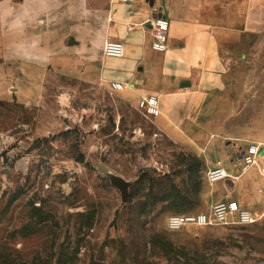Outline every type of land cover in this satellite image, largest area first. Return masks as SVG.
Returning a JSON list of instances; mask_svg holds the SVG:
<instances>
[{
	"label": "rangeland",
	"instance_id": "obj_1",
	"mask_svg": "<svg viewBox=\"0 0 264 264\" xmlns=\"http://www.w3.org/2000/svg\"><path fill=\"white\" fill-rule=\"evenodd\" d=\"M48 84L29 107L0 102V133L9 136L0 151V264H264V214L252 224L167 225L235 198L239 185L211 184L206 172L220 161L241 173L247 149L224 131L251 133L244 114L210 118L206 104L192 111L183 101L154 118L106 85ZM251 191L253 211L264 210L261 185Z\"/></svg>",
	"mask_w": 264,
	"mask_h": 264
},
{
	"label": "crops",
	"instance_id": "obj_2",
	"mask_svg": "<svg viewBox=\"0 0 264 264\" xmlns=\"http://www.w3.org/2000/svg\"><path fill=\"white\" fill-rule=\"evenodd\" d=\"M159 12L170 23L164 52L153 49L154 31L147 24ZM53 15L55 20L34 24L26 33L39 34L42 46L55 52L48 64L8 60V40L0 34V102L34 105L55 77L111 89L116 82L123 88L114 90L130 103L157 97L160 116L172 115L183 101L192 111L206 104L210 118L220 110L244 114L248 129L253 125L251 133L222 131L244 149L264 143V132L259 131L264 128V0H87L84 15L79 10L67 15L64 9ZM107 38L123 43L122 57L103 54ZM152 53L163 57L150 62ZM8 141L9 136L0 133V151ZM260 161L264 166V156ZM216 164L209 163V168ZM253 169L251 178L243 180ZM228 171L238 177L231 179L234 188H241L235 198L229 197L233 193L223 201H236L257 217L264 214L253 211L256 197L251 191L260 184L259 198L264 196V167L245 174Z\"/></svg>",
	"mask_w": 264,
	"mask_h": 264
},
{
	"label": "built area",
	"instance_id": "obj_3",
	"mask_svg": "<svg viewBox=\"0 0 264 264\" xmlns=\"http://www.w3.org/2000/svg\"><path fill=\"white\" fill-rule=\"evenodd\" d=\"M124 2L132 0H121ZM154 31V41L152 47L155 51L164 52L168 46V31L170 23L163 12L157 13L148 23ZM103 54L107 57L118 58L124 54V45L121 42L107 38L103 46ZM114 89H122L121 83H112ZM138 107L148 116L158 117L161 115L160 102L155 96L141 98ZM264 143H253L240 156L242 162V173L247 172L252 167H258L259 160L264 156ZM264 172V171H262ZM263 174V173H262ZM264 176V174H263ZM207 181L214 184L228 179L236 180L238 177L226 170L221 162L206 172ZM264 194V187H263ZM259 217L247 209L242 208L236 201H222L215 204L209 213L172 215L167 220L168 228L176 230L184 225L211 226L233 225V224H252L258 221Z\"/></svg>",
	"mask_w": 264,
	"mask_h": 264
},
{
	"label": "clouds",
	"instance_id": "obj_4",
	"mask_svg": "<svg viewBox=\"0 0 264 264\" xmlns=\"http://www.w3.org/2000/svg\"><path fill=\"white\" fill-rule=\"evenodd\" d=\"M87 0H0V34L8 45L5 51L10 61L30 64H48L55 52L41 44L39 34L26 35L34 24L56 19L54 13L64 9L74 15L77 10L85 14Z\"/></svg>",
	"mask_w": 264,
	"mask_h": 264
},
{
	"label": "water",
	"instance_id": "obj_5",
	"mask_svg": "<svg viewBox=\"0 0 264 264\" xmlns=\"http://www.w3.org/2000/svg\"><path fill=\"white\" fill-rule=\"evenodd\" d=\"M262 154H264V151L262 152ZM225 183L228 186V188H231L233 186V181L231 179L226 180Z\"/></svg>",
	"mask_w": 264,
	"mask_h": 264
},
{
	"label": "trees",
	"instance_id": "obj_6",
	"mask_svg": "<svg viewBox=\"0 0 264 264\" xmlns=\"http://www.w3.org/2000/svg\"><path fill=\"white\" fill-rule=\"evenodd\" d=\"M184 215H186V214H184Z\"/></svg>",
	"mask_w": 264,
	"mask_h": 264
},
{
	"label": "bare ground",
	"instance_id": "obj_7",
	"mask_svg": "<svg viewBox=\"0 0 264 264\" xmlns=\"http://www.w3.org/2000/svg\"><path fill=\"white\" fill-rule=\"evenodd\" d=\"M188 226V225H187Z\"/></svg>",
	"mask_w": 264,
	"mask_h": 264
}]
</instances>
